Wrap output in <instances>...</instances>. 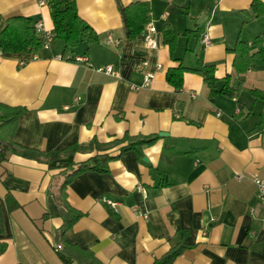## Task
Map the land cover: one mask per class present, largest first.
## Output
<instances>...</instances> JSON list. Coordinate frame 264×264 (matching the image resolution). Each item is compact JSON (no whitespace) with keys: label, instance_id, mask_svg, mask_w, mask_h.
<instances>
[{"label":"crops","instance_id":"obj_1","mask_svg":"<svg viewBox=\"0 0 264 264\" xmlns=\"http://www.w3.org/2000/svg\"><path fill=\"white\" fill-rule=\"evenodd\" d=\"M74 1L98 44L64 54L52 39L35 53L0 52V106L24 110L12 131L0 123V132L42 153L125 135L156 140L141 155L122 153L106 173L86 171L67 183L68 207L81 217L64 234L57 204L64 176L7 151L0 264H155L178 246L185 248L171 264H264V202L254 185L264 179V101L249 92L264 90V72L234 68L235 49L264 35V14L255 15L253 0ZM137 2H148L154 31L147 25L129 39L123 11ZM49 15L37 0H0V33L18 17L51 34ZM167 28L176 36L172 49ZM180 66L189 71L176 91L166 73ZM205 66H213L218 90L229 77L233 97H210L193 72ZM94 155L76 153L73 162Z\"/></svg>","mask_w":264,"mask_h":264},{"label":"trees","instance_id":"obj_2","mask_svg":"<svg viewBox=\"0 0 264 264\" xmlns=\"http://www.w3.org/2000/svg\"><path fill=\"white\" fill-rule=\"evenodd\" d=\"M39 3L47 6L50 11V17L53 24L51 38L60 41L64 47V54H73L81 45L90 46L98 44L96 33L81 20L77 14L76 4L74 0H37ZM180 1V0H175ZM261 4L258 0H253L252 10L255 15L264 14V8H260ZM129 39H135L140 35L146 26L150 23V7L148 2L133 3L123 11ZM33 21L28 18H15L7 21L4 29L0 33V52L2 54L15 53H35L42 49L44 40L39 37L33 30ZM175 34L169 28L164 30L165 43L172 49ZM234 68L238 75H243L249 71L264 72V35L255 38L251 44L241 43L235 49ZM189 71L183 67L171 69L166 73L167 83L176 91L182 88V78L185 72ZM192 71V70H190ZM203 78V81L209 89L210 97L217 93H223L228 97H233L234 90L229 88V77L222 80V88L217 89L218 81L214 77L213 66H205L201 70L193 71ZM250 94L258 100L264 101V90H249ZM24 112L23 109H10L0 106V123L1 127L6 125L12 131L17 119ZM11 126V128H10ZM0 127V128H1ZM10 135V136H9ZM12 132H0V161L5 159V153L17 154L25 159L34 160L47 165L49 170H57L60 175L64 176V182L61 186L60 195L57 204L60 211V217L63 220L61 233L71 229L73 225L80 219L81 214L74 211L66 202L65 193L63 191L67 183L75 176L86 171H94L97 173H106L108 163L117 159L122 153L131 151L141 155V151L145 147L154 144L155 138L131 137L125 135L120 140H115L108 144H99L96 140H92L85 146L72 145L64 151H53L42 153L32 149H25L15 146L11 143ZM118 147L119 155L110 156L107 152ZM95 151L96 155L88 159L86 162L75 164L73 162L76 153H91ZM184 246H178L171 249L161 260L155 264H171L178 257ZM66 262V261H65ZM96 264V263H95Z\"/></svg>","mask_w":264,"mask_h":264},{"label":"built area","instance_id":"obj_3","mask_svg":"<svg viewBox=\"0 0 264 264\" xmlns=\"http://www.w3.org/2000/svg\"><path fill=\"white\" fill-rule=\"evenodd\" d=\"M40 4L43 5V3H40ZM34 27H35L34 30H36L39 33H42V38L44 40L43 48L47 49L50 41L52 40L51 34L49 32H46L43 29L42 24L40 22H37ZM147 30L150 33H152L154 31V29L149 25L147 26ZM202 37H203L202 38L203 45L208 46L209 45L208 37L207 36H202ZM147 47H148V49H154L155 48V41L150 36L147 37ZM75 61L76 62H87V59L83 58V57H76ZM105 71L115 75L112 72V68H106ZM151 78H152V75H150V74L147 75L146 81L148 82ZM254 185H255L256 191H257V199L264 202V179L256 178L254 180ZM139 189L141 190V188H139ZM105 203H106V205H108L109 208H111L115 213H117V204L116 203L109 201V200L105 201Z\"/></svg>","mask_w":264,"mask_h":264},{"label":"water","instance_id":"obj_4","mask_svg":"<svg viewBox=\"0 0 264 264\" xmlns=\"http://www.w3.org/2000/svg\"><path fill=\"white\" fill-rule=\"evenodd\" d=\"M163 134H160V136H162Z\"/></svg>","mask_w":264,"mask_h":264}]
</instances>
